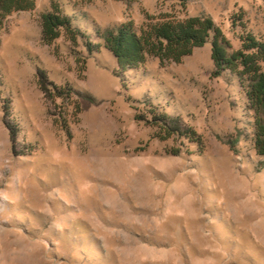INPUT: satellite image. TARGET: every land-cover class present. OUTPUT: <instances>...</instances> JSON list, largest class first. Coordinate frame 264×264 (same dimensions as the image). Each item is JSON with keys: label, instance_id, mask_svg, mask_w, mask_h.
Masks as SVG:
<instances>
[{"label": "rangeland", "instance_id": "rangeland-1", "mask_svg": "<svg viewBox=\"0 0 264 264\" xmlns=\"http://www.w3.org/2000/svg\"><path fill=\"white\" fill-rule=\"evenodd\" d=\"M52 1L95 43L98 29L165 16H209L234 50L243 34L264 39L262 0H38L12 15L0 34V99L25 153L12 152L0 101V264H264V157L248 142L238 155L225 144L247 118L237 81L214 75L211 42L180 64L149 58L119 76L104 48L43 43ZM37 68L78 93L65 123L48 115ZM145 101L202 145L155 137L135 119Z\"/></svg>", "mask_w": 264, "mask_h": 264}, {"label": "trees", "instance_id": "trees-1", "mask_svg": "<svg viewBox=\"0 0 264 264\" xmlns=\"http://www.w3.org/2000/svg\"><path fill=\"white\" fill-rule=\"evenodd\" d=\"M37 1L0 0V34L7 30L12 15L34 11ZM117 1L131 3L134 0ZM181 1L185 5L188 0ZM262 2L264 4V0ZM41 37L46 45H52L61 37L75 45L82 42L89 54L104 48L116 59L119 76L127 71L139 69L149 58L157 59L162 65L180 64L196 49L211 42L214 75L225 74L237 81L247 118L245 125L236 130L234 137L227 138L225 144L238 155L240 143L248 142L256 156L264 157V39H258L252 34H243L240 38L241 47L234 50L209 16L184 19L165 16L148 21L140 29L132 22L111 29H98L96 37L99 42L95 43L86 32L75 25L73 18L68 16L63 6L56 1H52L50 10L41 15ZM36 77L48 115L55 122L59 119L65 123L66 107L70 99L78 93L69 85H56L42 68L36 69ZM0 101L4 112L3 121L11 135L12 152L15 156H24L23 147L17 142L19 129L11 115V101ZM142 105L141 109L133 108L137 112L135 119L153 129L155 137L161 141L181 139L202 145L201 137L181 118L168 115L151 102L145 101ZM75 108L76 115L83 110L80 104Z\"/></svg>", "mask_w": 264, "mask_h": 264}]
</instances>
